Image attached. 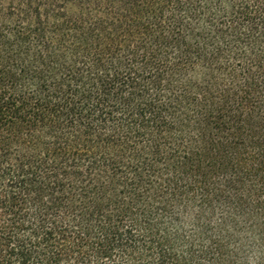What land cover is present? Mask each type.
I'll return each instance as SVG.
<instances>
[{"label": "trees", "instance_id": "trees-1", "mask_svg": "<svg viewBox=\"0 0 264 264\" xmlns=\"http://www.w3.org/2000/svg\"><path fill=\"white\" fill-rule=\"evenodd\" d=\"M0 264H264V0H0Z\"/></svg>", "mask_w": 264, "mask_h": 264}, {"label": "rangeland", "instance_id": "rangeland-1", "mask_svg": "<svg viewBox=\"0 0 264 264\" xmlns=\"http://www.w3.org/2000/svg\"><path fill=\"white\" fill-rule=\"evenodd\" d=\"M216 76H217V74H216ZM177 91L180 92L181 91V87H178Z\"/></svg>", "mask_w": 264, "mask_h": 264}]
</instances>
